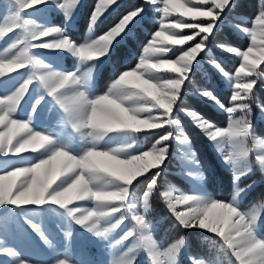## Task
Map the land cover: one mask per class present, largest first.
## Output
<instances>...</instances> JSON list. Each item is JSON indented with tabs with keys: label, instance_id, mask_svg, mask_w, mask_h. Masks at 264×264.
I'll return each instance as SVG.
<instances>
[{
	"label": "snow or ice",
	"instance_id": "6c2138e0",
	"mask_svg": "<svg viewBox=\"0 0 264 264\" xmlns=\"http://www.w3.org/2000/svg\"><path fill=\"white\" fill-rule=\"evenodd\" d=\"M235 6V0H142L107 30L94 35L107 16L120 7L119 0H95L86 35L78 42L70 35V28L82 7L81 0H6L0 4V42L9 34L14 36L0 50V78L19 75V70L26 73L15 91L0 96V157H17V163L24 165H13L11 170L0 167V209L10 206L17 210L50 247L52 242L41 225L33 222L30 212L56 211L69 224L104 240L130 220L131 227L116 243L131 240V246L110 264H142L141 254L150 258L149 264H182L185 238L181 236L162 248L152 237L153 225L147 216L171 156V142L176 141L182 149L180 159L188 169L187 176L202 178L197 154L176 115L183 113L214 145L230 170L232 187L223 198L202 190L194 195H174L172 186L159 195L184 229L213 234L234 258L229 264H264V238L259 235L264 204L250 210L243 206L256 183L244 182L257 171L264 175V139L255 135L256 121H264V104L256 105L254 111L251 103L258 82L264 83V0H259L250 27L234 25L250 39L245 49L227 42L215 45L238 58L234 73L209 55L224 17ZM150 8L157 14L158 30L142 46L135 66L116 73L107 90L96 94L95 75L100 67L117 45L133 38ZM57 12L64 18L59 26L26 18L47 20L48 14ZM184 29L192 30L191 34H183L180 30ZM37 50L66 53L76 63L72 70H55ZM169 53L174 58H168ZM206 57L228 81V104L214 88H196L192 94L226 113L227 127L218 126L196 109L181 107ZM34 84L39 90L32 98L30 112L26 119L17 118ZM46 104L62 110V124L71 134L33 127L34 117L39 118ZM149 135L157 139L148 150H140L138 138ZM74 136L79 137V145L74 143ZM141 178L147 184L138 198L136 186ZM81 202L92 206H77ZM141 205L143 213L139 211ZM65 235L71 237L72 232ZM0 255L10 257L12 264H31L15 248L6 246L4 239H0ZM189 260L191 264L190 253ZM53 264L79 262L65 250ZM194 264L206 262L197 258Z\"/></svg>",
	"mask_w": 264,
	"mask_h": 264
},
{
	"label": "rangeland",
	"instance_id": "374dc122",
	"mask_svg": "<svg viewBox=\"0 0 264 264\" xmlns=\"http://www.w3.org/2000/svg\"><path fill=\"white\" fill-rule=\"evenodd\" d=\"M124 0H119V3ZM6 0H0V4H4ZM83 4V0H81ZM142 3V0H137L132 2V5H136ZM112 11L111 13H113ZM257 14V13H256ZM175 15V14H173ZM81 16H82V7L79 10L78 15L74 18L71 28L70 35L77 40L78 42H82L87 32V24L82 28L81 26ZM241 19L246 20V16H239ZM255 17V16H254ZM253 17V18H254ZM36 19L38 23H50L52 25H62L64 23V18L60 13H50L47 16V20L43 19L40 16L36 17H26ZM226 18V16L224 17ZM252 18V19H253ZM157 14L151 11V8L148 11V15L146 20L156 21ZM202 19V18H198ZM251 19V20H252ZM186 21L193 22L192 18L186 17ZM224 22L231 28V30L237 35L246 36V34L239 32L235 29L234 25L241 24L245 27H250V22L246 21H235L230 19H225ZM88 23V22H87ZM3 24V17L0 15V25ZM145 25V21L141 23ZM139 24V25H141ZM112 25V24H111ZM111 25H108L105 28H102L101 25L97 28L94 35H98L101 32L107 30V28ZM158 30L155 29L154 31ZM153 31V32H154ZM183 34H191L192 30L184 29L180 30ZM152 32V33H153ZM18 34V33H17ZM14 38L12 34H9L5 38H3L2 42H0V50L5 47L11 40ZM248 38V37H247ZM220 42H212L211 51L209 53L210 56L214 57L218 61L223 62L227 60L226 57H233L226 52L221 51L216 48V44ZM250 39L248 38L246 47L249 45ZM191 44L189 42L188 45L183 47H187ZM232 45V44H231ZM237 47V46H236ZM246 47L240 48L241 50ZM239 48V47H238ZM38 53L42 52L43 54L40 56L41 59L44 60L45 63H50L55 70H72L76 61L73 57L66 53H56V52H46L43 50H37ZM141 53V52H140ZM168 58H174L172 53L168 54ZM235 58V57H234ZM237 59V63L232 69L225 67L226 71L229 73H234L235 68L239 65V60ZM109 59L100 67L99 74L95 75V92L96 94H102L107 90L108 86L115 78L116 75L107 83V86L103 89H99V77L102 69L105 67L107 63H109ZM136 62L133 65L128 66L127 68L134 67ZM200 70L193 76L194 84L190 86L189 94L185 95L184 99H188L189 95L195 96L192 94L196 88H204L207 87L205 82H209L211 85L209 88H214L216 92L219 94L220 99L226 97V102L222 100L226 105L229 101V96L231 89L229 87L228 81L225 80L217 71H215L211 65L207 63V57L201 63ZM126 68V69H127ZM124 69V70H126ZM20 74H11V78L4 79L0 78V96L5 94H11V92L15 91L17 87L23 82L26 78V73L24 70H19ZM258 88L264 91V83L258 82V87L254 91V96L251 100L254 111H256V105L264 104V97H260V92ZM227 89V90H226ZM38 86L32 85L30 86L29 93L26 95L25 101H22V106L18 109L17 118L26 119L27 115L30 112V104L32 102V98L37 96L38 94ZM196 97V96H195ZM197 98V97H196ZM199 99V98H198ZM210 105V104H209ZM182 108H193L185 105H181ZM210 107L216 111H220L215 107ZM197 110V109H196ZM222 112V111H221ZM177 118L181 119L183 131L190 138L192 143L193 151L197 154V158L200 162L199 172L201 173L202 178L196 179L195 177H188L187 171L188 169L182 163L180 159V153L182 149L178 145L176 141L170 143V153L171 156L166 162L167 167L165 172L162 174V178L159 180V188L153 194L150 200V212L147 218L151 221L153 225L152 237L160 245L162 248L167 247L169 244L175 242L176 239L183 236L186 241V246L182 253V264H190L189 253L191 254L192 261L191 264H194L195 259L203 258L206 264H229L230 260H234L231 258L225 250L221 247L220 241L215 239L214 237H210L208 239H192L188 231L196 230L203 231L197 229H184L182 225L178 223L175 219V216L170 212L167 207V204L163 201L161 196L159 195L160 191H163L165 188L172 186L176 189L173 193L174 195H180L181 193L194 195L197 194L198 191H204L209 195H212L216 198H223L218 194H215L208 187V175L206 169L211 171L210 169L214 167L211 160H209L204 155L203 148L200 146L199 153L194 147L193 138L190 136V133L187 129V123H191L189 118H187L183 113H177ZM205 116V115H204ZM210 119V118H209ZM211 120V119H210ZM213 121V120H212ZM216 123V122H215ZM218 126L227 127L228 118L225 113V122L223 125L216 123ZM194 126V125H193ZM33 127L37 131L47 130L53 131L57 133H68L71 134L70 128H65L62 124V110L58 108H51L49 104H46L41 110L39 114V118L34 117ZM195 127V126H194ZM195 129L199 132L205 139L208 148L210 149L215 162L222 168H225V165L222 163L219 153L215 149L214 145L210 143L205 136L202 134L200 130L196 127ZM255 135L259 139H264V121H256V130ZM157 139L156 136H141L138 138V143L140 144V150H148L150 146ZM74 143L79 145L80 140L78 136L73 137ZM111 146H116V142H113ZM255 153V150H254ZM12 160L17 162V157H0V167L6 166L8 170H11ZM34 162V161H32ZM13 164V163H12ZM17 166H24L23 163L13 164ZM229 170V169H227ZM154 171V170H153ZM230 171V170H229ZM263 180L264 175H262L259 171H257L254 175L250 177L249 180L244 183H251L255 181V185ZM147 181L141 178L140 184L136 186V195L138 198L142 197L143 191L146 190ZM243 186V185H242ZM231 184L229 191L231 190ZM253 187V188H254ZM257 191L251 190L248 195L244 208L246 210H250L254 205L259 207L261 204H264V196H256ZM139 202V201H138ZM77 206L83 208H90L92 205L90 202H81ZM178 210H183L180 206H178ZM139 211L143 213L142 205L139 207ZM264 211V209H261ZM30 216L33 219L34 223H38L41 225L45 235L52 242V247L44 242V240L37 234L31 226L26 222L23 215H21L17 210L12 209L10 206L4 209H0V239L5 240V245L8 247L15 248L23 257L28 258L31 261V264H53L54 258L57 257L60 253H63L65 250L72 255L75 260L79 262V264H110V262L117 256L121 255L124 251L127 250V247L131 246L132 241H125L123 243H116L123 233L131 227V221L125 220V222L118 227L115 231H113L109 238L104 240L94 236L93 233H89L86 229H83L81 226L76 224H69L66 218L56 212L45 210L42 213L39 212H30ZM114 222V221H113ZM71 231V237H66L65 233ZM263 232V234L261 233ZM206 232V231H204ZM211 234V233H209ZM213 235V234H211ZM259 235L261 238H264V225H262L259 229ZM199 248V251H194L191 248ZM62 258V257H61ZM150 258L146 257V255L141 254V262L142 264H149ZM0 262H6V264H12L11 258L0 255Z\"/></svg>",
	"mask_w": 264,
	"mask_h": 264
},
{
	"label": "trees",
	"instance_id": "16d2710c",
	"mask_svg": "<svg viewBox=\"0 0 264 264\" xmlns=\"http://www.w3.org/2000/svg\"><path fill=\"white\" fill-rule=\"evenodd\" d=\"M137 0H124L120 3V7L115 9L113 13L109 14L107 18L104 20L103 24H101L102 28L107 27L108 25L114 24L124 13L126 10H131L134 6L132 2ZM95 0H83L82 4V16H81V26L82 28L87 24L88 17L90 12L94 6ZM236 6L234 7L233 11L229 12L226 15L225 19L235 20V21H246L249 23L251 19L256 15L259 8V0H235ZM246 16V20L241 19L239 16ZM156 21L146 20L145 25H138L137 30L133 34L132 39H128L122 42L120 45H117L113 53L109 58V63L105 65L102 69L100 77H99V89H103L107 86V83L116 75V73L123 71L128 66L133 65L138 55L142 50V46L147 42L150 38L152 32L157 29ZM248 38L243 35L235 34L231 28L223 22L221 25V31L216 33L215 39L212 42H227L239 48L246 47ZM227 60L223 62L225 67L232 69L237 63V59L234 57H226ZM202 67V64H201ZM264 67V66H262ZM207 87H210V83L207 81L205 82ZM227 90V89H226ZM260 92V97H264V91L258 88ZM222 100L226 102V97H223ZM189 107H195L199 112L205 115L207 118H210L216 123L223 125L225 122V113L221 111H216L210 107L209 104L204 103L202 100L196 98L195 96L189 95L188 99H185V103L183 104ZM187 129L190 133V136L193 138L194 147L195 149L200 152V146L203 148L204 155L209 160L212 161L214 167L211 168L208 173V187L215 193L221 197H224L228 194L230 188V180H231V173L229 170L220 167L213 157L210 149L207 146V143L204 137L197 132L195 127L190 123H187ZM168 162V161H166ZM253 191H257L256 196H264V181H259L256 186L253 188ZM263 234V232L261 231ZM189 236L194 239L198 240L208 239L210 237H214L213 235L204 232V231H196V230H189ZM218 240V239H217ZM194 251H199V248H191Z\"/></svg>",
	"mask_w": 264,
	"mask_h": 264
},
{
	"label": "crops",
	"instance_id": "0c3cea01",
	"mask_svg": "<svg viewBox=\"0 0 264 264\" xmlns=\"http://www.w3.org/2000/svg\"><path fill=\"white\" fill-rule=\"evenodd\" d=\"M12 163H13V164H17V162H16L15 160H12ZM12 163H11V167L13 166ZM15 166H17V165H15Z\"/></svg>",
	"mask_w": 264,
	"mask_h": 264
}]
</instances>
